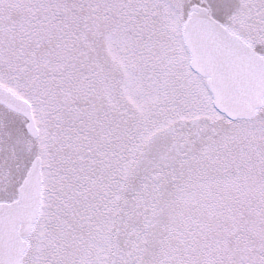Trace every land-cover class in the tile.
Here are the masks:
<instances>
[{"label":"snow or ice","instance_id":"snow-or-ice-1","mask_svg":"<svg viewBox=\"0 0 264 264\" xmlns=\"http://www.w3.org/2000/svg\"><path fill=\"white\" fill-rule=\"evenodd\" d=\"M0 264H264V0H0Z\"/></svg>","mask_w":264,"mask_h":264}]
</instances>
